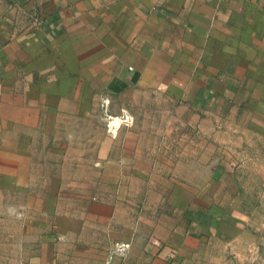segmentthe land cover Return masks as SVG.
<instances>
[{"label":"crops","instance_id":"1","mask_svg":"<svg viewBox=\"0 0 264 264\" xmlns=\"http://www.w3.org/2000/svg\"><path fill=\"white\" fill-rule=\"evenodd\" d=\"M129 94L195 130L189 145L153 154L111 133L94 178L77 164L59 187L100 193L31 195L0 264H264L247 206L264 195V0H0V198L34 191L38 142L64 118Z\"/></svg>","mask_w":264,"mask_h":264},{"label":"rangeland","instance_id":"2","mask_svg":"<svg viewBox=\"0 0 264 264\" xmlns=\"http://www.w3.org/2000/svg\"><path fill=\"white\" fill-rule=\"evenodd\" d=\"M171 117H173V114L170 111L159 109L151 99H143L137 95L129 94L103 98V101L98 102L97 106L89 110L85 116L64 118L58 130L48 142H38L37 157L35 159L37 172L33 175L36 183L34 191L11 193L5 198H0V261L4 259L3 261L7 263L8 259L13 256V247L9 243L14 238L9 236L8 231L24 229L25 223L20 221L21 218L18 215L31 214L26 206L31 195L34 193L53 195L55 193L56 195V192H62L72 194L74 200L81 199L82 201L100 193L99 189L95 188L98 186L97 184L89 187L77 185L73 188L70 184H64L66 188L59 189V187L62 185L63 176L68 177L70 173L71 183L76 182L74 172L77 164H80L83 171H89L87 176L92 175L90 178H94L90 167L97 158L99 146L107 141L111 133L118 131L123 138L125 135H129L134 144L143 146L145 151L153 154L158 151V154L163 155L166 153L165 155L175 156L174 153L179 148L188 146L189 139H185V136L190 133L193 134L195 130L178 125L172 121ZM231 135V146L236 149L237 153L239 146L237 132L231 130ZM122 144V141H120L118 147L121 148ZM203 144L205 142L201 141V145ZM222 144V135L219 133L218 137L214 139V145L219 150H216L217 152L211 159L215 165L223 166L221 163L223 157L220 151ZM232 153L234 157L227 162L230 167L237 166L239 162L253 165V158H244V156L239 158L235 156L234 152ZM258 160L263 161L264 164V159ZM148 177H150V174ZM215 182L217 187L214 194L220 200L221 187L228 184L226 180H222L221 175H217ZM234 185L235 188L238 187L236 177L233 182L230 179L231 188ZM67 188L68 190H66ZM101 191L105 192L104 190ZM257 192V194L261 192L262 197L253 195L248 201L251 204L255 203L252 206H247L254 213L264 216L263 190ZM32 225L34 228L40 229L38 225L34 223ZM253 225L257 228L256 230L261 231V245L264 247V220L254 222Z\"/></svg>","mask_w":264,"mask_h":264},{"label":"built area","instance_id":"3","mask_svg":"<svg viewBox=\"0 0 264 264\" xmlns=\"http://www.w3.org/2000/svg\"><path fill=\"white\" fill-rule=\"evenodd\" d=\"M116 249H117V251H119V250H121V247H117Z\"/></svg>","mask_w":264,"mask_h":264}]
</instances>
